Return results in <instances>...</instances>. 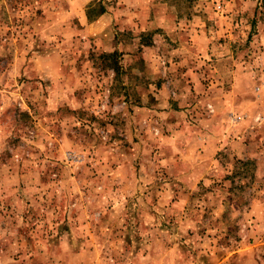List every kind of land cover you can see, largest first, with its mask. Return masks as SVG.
<instances>
[{
    "label": "rangeland",
    "instance_id": "1",
    "mask_svg": "<svg viewBox=\"0 0 264 264\" xmlns=\"http://www.w3.org/2000/svg\"><path fill=\"white\" fill-rule=\"evenodd\" d=\"M59 2L0 0V264H27L35 254L27 243L41 244L61 223L79 229L81 216L92 220L99 248L90 264L125 260L127 252L110 247L115 241L101 232L109 204L125 202L119 166H138L142 157L153 162L173 120L212 115L238 124L247 119L245 109L252 117L240 133L251 141V155L230 159L227 186L211 192V202L240 206L225 208L222 223L212 226L222 230L224 254L239 251L230 264H264V0L156 1L184 22L200 17L214 38L202 66L215 75L195 87L180 76L183 67L171 63L195 54L182 45L185 36L151 18L147 32L123 33L121 51L67 47L58 32L45 36L48 10ZM114 52L111 59L104 55ZM163 86V93L155 90ZM214 89L226 93V107L244 110L216 113L205 101ZM233 89L238 94L230 97ZM128 195L126 201L139 202L135 191ZM27 230L38 236L27 237ZM49 262L62 264L53 256Z\"/></svg>",
    "mask_w": 264,
    "mask_h": 264
},
{
    "label": "crops",
    "instance_id": "2",
    "mask_svg": "<svg viewBox=\"0 0 264 264\" xmlns=\"http://www.w3.org/2000/svg\"><path fill=\"white\" fill-rule=\"evenodd\" d=\"M156 1L60 0L48 10L50 17L45 21V36L50 38L48 32L54 30L61 35L59 40L67 47L86 44L90 49L121 51L127 47V43L122 41L123 33L127 30L145 33L150 30L151 18H154L160 29L185 36L182 45L195 52L171 61L183 67L180 76L189 83L193 82L194 87L200 79L213 77L214 72L202 65L209 57L211 45H216L200 17L193 22H184L175 14H167V4H157ZM141 47L146 48L144 45ZM74 55L73 61L78 62L80 58ZM196 63L201 70H196ZM155 90L163 93L166 87H156ZM210 91L205 101L217 106L216 113L220 108L240 113L244 110L226 107L223 97L227 96L223 90ZM202 92L206 93L205 90ZM227 94L233 97L238 92L233 89ZM215 97L222 103L217 105L213 100ZM246 110L249 109L243 113L247 119L238 124L218 122L217 116L212 115L203 120L193 119V122L173 120L170 122L171 134L164 138L153 162L142 157L138 166L130 162L119 166L116 173L125 202L109 204L111 208L104 219L106 227L101 229L104 236L115 241L110 247L119 246L127 252L125 260L117 261L118 264H230L235 259L239 251L227 249L228 256L224 254L219 247L222 230L212 224L222 223L225 208H239L240 204L227 203L222 199L211 202V192L220 193L227 186L226 179L233 173L228 162L230 159H249L251 155V141L245 133H240L252 117ZM131 191L138 193L136 198L139 202L126 201ZM195 195L199 198H194ZM74 206L79 208V202ZM89 218H79V229L77 225L73 229L67 223L59 224L54 233L47 235V240L43 238L42 246L40 240L34 244L27 243V249L29 247L35 253H30L27 264H50L51 256L62 264L93 263V254L96 255L99 248L95 244V235L91 231L94 228ZM35 236L38 235L27 230V237L32 239ZM84 254L91 256L89 261L80 259Z\"/></svg>",
    "mask_w": 264,
    "mask_h": 264
},
{
    "label": "trees",
    "instance_id": "3",
    "mask_svg": "<svg viewBox=\"0 0 264 264\" xmlns=\"http://www.w3.org/2000/svg\"><path fill=\"white\" fill-rule=\"evenodd\" d=\"M106 57H108V58H114V57H116L117 55H118V53L117 52H114V53H112V54H104Z\"/></svg>",
    "mask_w": 264,
    "mask_h": 264
}]
</instances>
